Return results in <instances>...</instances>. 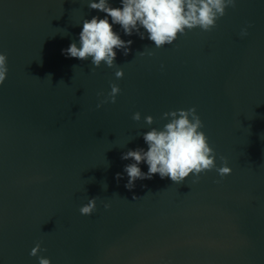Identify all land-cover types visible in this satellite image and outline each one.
<instances>
[{
    "label": "water",
    "instance_id": "95a60500",
    "mask_svg": "<svg viewBox=\"0 0 264 264\" xmlns=\"http://www.w3.org/2000/svg\"><path fill=\"white\" fill-rule=\"evenodd\" d=\"M88 2L0 0V264H39L38 242L51 264H264V0H236L211 32L161 48L113 25L133 43L112 68L62 52L79 47L84 19L105 18ZM112 83L116 103L97 108ZM193 107L231 174H156L128 190L122 154L147 150L142 134L163 113ZM92 197L96 211L81 215Z\"/></svg>",
    "mask_w": 264,
    "mask_h": 264
},
{
    "label": "clouds",
    "instance_id": "9594fccd",
    "mask_svg": "<svg viewBox=\"0 0 264 264\" xmlns=\"http://www.w3.org/2000/svg\"><path fill=\"white\" fill-rule=\"evenodd\" d=\"M120 3L121 7H112L109 0H89L88 7L105 13V18L93 16L91 19H84L79 33V47L73 42L67 49L62 50L63 54L81 61L91 58V64L95 68H99L102 63L112 68L116 66L115 50H123L124 55H128L133 43L132 40L121 39L113 30V25H119L128 36L136 33L144 39L146 33L147 39L152 41L156 48H161L166 44H173L179 35H185L186 31L195 28L211 32L217 27V22L226 15V10L236 7V0H120ZM248 27L251 25L241 29L242 38L248 35ZM139 54L144 55L145 51ZM147 54L154 53L149 51ZM7 73V55L0 52V85H3ZM123 75V70L118 68L115 77L121 79ZM110 88L111 91L97 104V108L105 103H116L121 89L115 83L110 84ZM132 119L139 122L141 113H134ZM162 119H167L168 122L161 129L151 128L142 134L147 150L130 149L121 156L123 160L133 161L124 167V173L128 177L125 187L128 190L135 187L137 180H150L156 174H159L161 179L170 178L176 184H182L190 174L194 177L193 183L199 181L201 174L212 170L221 178L231 174L232 169L227 166L225 157H220L222 166L217 167V154L202 131L204 125L194 107L165 112ZM144 121L152 125L154 118L149 115L144 117ZM141 163L147 164L146 173L139 167ZM121 178L122 174L117 173V181ZM137 198L133 196V200ZM104 207L107 209L110 205L105 204ZM79 211L84 216L92 215L96 211V197L90 198ZM46 250L42 249L41 243L38 242L29 255L37 257L39 264H51L49 258L39 255Z\"/></svg>",
    "mask_w": 264,
    "mask_h": 264
}]
</instances>
